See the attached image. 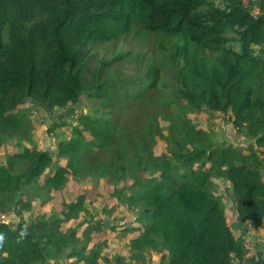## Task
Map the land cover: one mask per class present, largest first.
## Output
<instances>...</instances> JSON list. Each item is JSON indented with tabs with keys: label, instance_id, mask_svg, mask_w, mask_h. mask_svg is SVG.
<instances>
[{
	"label": "trees",
	"instance_id": "1",
	"mask_svg": "<svg viewBox=\"0 0 264 264\" xmlns=\"http://www.w3.org/2000/svg\"><path fill=\"white\" fill-rule=\"evenodd\" d=\"M38 109L69 129L55 153ZM218 114L250 143L193 121ZM0 153V264H243L245 224L264 227V0H0ZM107 228L137 235L103 251Z\"/></svg>",
	"mask_w": 264,
	"mask_h": 264
},
{
	"label": "rangeland",
	"instance_id": "2",
	"mask_svg": "<svg viewBox=\"0 0 264 264\" xmlns=\"http://www.w3.org/2000/svg\"><path fill=\"white\" fill-rule=\"evenodd\" d=\"M82 106L76 107L75 110L80 113L82 110ZM83 111V110H82ZM84 111H87L84 109ZM59 115V113H57ZM56 113H47L42 109H38L36 113L32 115L33 120L37 124V131L40 135L35 136V144L38 146L39 149L44 150L48 153H55L56 151V145L58 142H60L63 139V133H68V128L66 130H56L52 135L48 134V129L52 127L54 123L59 121L60 117ZM70 116V115H69ZM68 116V117H69ZM70 122L71 120H67ZM193 121L195 123H198L199 126L206 130L212 131V133L215 134L216 139L221 141H228L234 144H238L241 146H246L248 143H250L249 140H246L242 138L241 136H238L235 134V131L232 127V124L225 118H223L221 115H217L215 120L208 121L205 118V116H198L194 117ZM40 131V132H39ZM7 150L9 153H14L16 151L15 148L8 147ZM0 156L2 157V153H0ZM86 190L88 191L89 197L92 198L94 201V207L95 211L98 212L104 207V204L106 201H108V194L104 189H100L98 191L95 190V188L92 187V184L90 183H84ZM75 188L68 187L65 191H63L62 195L58 197V201L61 197H63L66 201H70L75 195L78 194L80 190H83V187H78L73 185ZM222 192V190H221ZM104 198H107L104 199ZM113 203L110 206L114 207V213L120 216V218H114L112 220H117V222L121 223H132L136 224V221L134 220V217L130 213H123L120 212V208L117 205V202L115 200L112 201ZM232 203L229 200H225V206H226V215L229 225L233 224V209H232ZM36 211L40 213H47V214H58L59 208H58V202L57 200L50 202L47 206H45L42 210L39 208H36ZM100 220H107L106 216H101ZM113 221H110V224H112ZM245 228V227H244ZM246 229V228H245ZM248 232V230L246 229ZM106 235L104 237L102 236H94L93 242L96 244L101 245L103 251L111 250V251H125V243L126 240L130 237H134L137 235V233H133L131 235L126 236V240L124 237L119 233H112L109 231V228L106 229Z\"/></svg>",
	"mask_w": 264,
	"mask_h": 264
},
{
	"label": "crops",
	"instance_id": "3",
	"mask_svg": "<svg viewBox=\"0 0 264 264\" xmlns=\"http://www.w3.org/2000/svg\"><path fill=\"white\" fill-rule=\"evenodd\" d=\"M235 222V218L232 219ZM248 230L246 247L250 246L251 249L247 251L244 258L243 264H264V227L258 230H254L249 225L244 226ZM233 230L238 233V228L232 226ZM233 264H240L239 262H234Z\"/></svg>",
	"mask_w": 264,
	"mask_h": 264
},
{
	"label": "clouds",
	"instance_id": "4",
	"mask_svg": "<svg viewBox=\"0 0 264 264\" xmlns=\"http://www.w3.org/2000/svg\"><path fill=\"white\" fill-rule=\"evenodd\" d=\"M27 235L26 230H22L19 234V238L23 239ZM5 242V235L3 233H0V247L4 245Z\"/></svg>",
	"mask_w": 264,
	"mask_h": 264
},
{
	"label": "water",
	"instance_id": "5",
	"mask_svg": "<svg viewBox=\"0 0 264 264\" xmlns=\"http://www.w3.org/2000/svg\"><path fill=\"white\" fill-rule=\"evenodd\" d=\"M70 115V112H67V113H65V116L66 117H68ZM57 162L56 161H54L53 163H52V165L50 166V168L48 169V173L50 174V173H53L56 169H57ZM57 264H60L59 262H57Z\"/></svg>",
	"mask_w": 264,
	"mask_h": 264
},
{
	"label": "built area",
	"instance_id": "6",
	"mask_svg": "<svg viewBox=\"0 0 264 264\" xmlns=\"http://www.w3.org/2000/svg\"><path fill=\"white\" fill-rule=\"evenodd\" d=\"M250 249H251V247H250V246L246 247V251H249Z\"/></svg>",
	"mask_w": 264,
	"mask_h": 264
}]
</instances>
